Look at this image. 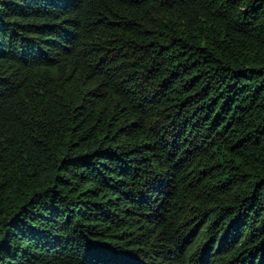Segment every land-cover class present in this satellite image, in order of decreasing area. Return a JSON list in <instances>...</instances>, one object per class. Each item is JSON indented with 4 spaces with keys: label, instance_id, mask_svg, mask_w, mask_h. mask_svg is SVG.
<instances>
[{
    "label": "trees",
    "instance_id": "16d2710c",
    "mask_svg": "<svg viewBox=\"0 0 264 264\" xmlns=\"http://www.w3.org/2000/svg\"><path fill=\"white\" fill-rule=\"evenodd\" d=\"M0 264H264V0H0Z\"/></svg>",
    "mask_w": 264,
    "mask_h": 264
}]
</instances>
